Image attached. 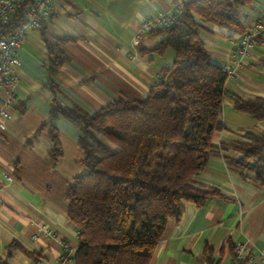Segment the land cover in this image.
<instances>
[{
  "label": "crops",
  "instance_id": "1",
  "mask_svg": "<svg viewBox=\"0 0 264 264\" xmlns=\"http://www.w3.org/2000/svg\"><path fill=\"white\" fill-rule=\"evenodd\" d=\"M175 0H53L54 11L42 29L32 28L23 41L14 92L3 88L0 108L8 113L0 128V264H59L64 244L72 251L65 264H75L78 232L68 215V190L86 171L78 144L81 130L64 116L54 120L61 154L52 156L50 110L78 106L93 113L117 97L142 99L170 65L175 52H145L162 38L142 29L159 12L172 10ZM243 24L264 13V0L244 6ZM202 31L211 60L234 65L239 31L206 22ZM70 35L62 45L65 62L53 80L47 41ZM221 117L225 129L214 135L224 145L212 154L197 182L217 187L221 196L199 207L187 202L179 219L168 222L151 264H264V186L254 174L225 161L242 156L247 132H264V119L238 111L234 95L264 96V38L257 42L236 79L227 82ZM11 97L12 103L6 104ZM47 227L51 234L45 232ZM248 246L236 262L234 249Z\"/></svg>",
  "mask_w": 264,
  "mask_h": 264
},
{
  "label": "trees",
  "instance_id": "2",
  "mask_svg": "<svg viewBox=\"0 0 264 264\" xmlns=\"http://www.w3.org/2000/svg\"><path fill=\"white\" fill-rule=\"evenodd\" d=\"M253 1L187 0L172 24L150 31L162 38L145 52L171 48L175 58L142 99L120 96L93 113L78 106L51 108L44 126H50L52 156L61 154L53 124L58 115L81 130L86 171L67 195L78 232L75 264H151L168 222L180 218L185 203L201 207L222 195L196 180L210 156L224 149L213 139L226 128L221 117L229 92L227 73L211 60L201 34L206 22L241 33L239 7ZM24 17L22 9L4 31H13ZM75 40L65 35L47 41L52 90L59 88L53 78L66 59L62 45ZM234 96L238 111L264 119V96ZM246 134L250 141L241 147L242 156L225 161L252 172L264 186V132Z\"/></svg>",
  "mask_w": 264,
  "mask_h": 264
},
{
  "label": "built area",
  "instance_id": "3",
  "mask_svg": "<svg viewBox=\"0 0 264 264\" xmlns=\"http://www.w3.org/2000/svg\"><path fill=\"white\" fill-rule=\"evenodd\" d=\"M187 0H175L172 10L159 12L146 19L142 23V29L152 31L160 27L172 24L183 8ZM23 9L25 17L11 32L4 31L5 26L13 24L18 13ZM54 11L53 0H0V95L3 88L14 92L20 84V77L17 74V66L20 62V50L24 39L32 28L42 29L50 19ZM264 38V13L258 14L254 20L245 25L244 30L235 40V56L237 60L234 65L224 64L222 68L226 71L228 82L236 79L237 69L243 65L249 56L253 46ZM6 104L12 103V98L5 100ZM8 113L0 108V128H5V121ZM47 234L51 231L44 227ZM72 248L64 244L63 255L59 257V264H65V257H69ZM248 246L239 244L234 249L236 262L245 260V253Z\"/></svg>",
  "mask_w": 264,
  "mask_h": 264
},
{
  "label": "rangeland",
  "instance_id": "4",
  "mask_svg": "<svg viewBox=\"0 0 264 264\" xmlns=\"http://www.w3.org/2000/svg\"><path fill=\"white\" fill-rule=\"evenodd\" d=\"M243 8H244V6H241V7H239V10H238L241 18H243V16H244L243 11H242Z\"/></svg>",
  "mask_w": 264,
  "mask_h": 264
}]
</instances>
